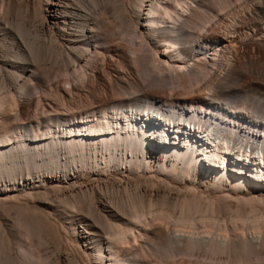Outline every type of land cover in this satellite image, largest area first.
<instances>
[{"label":"bare ground","instance_id":"1","mask_svg":"<svg viewBox=\"0 0 264 264\" xmlns=\"http://www.w3.org/2000/svg\"><path fill=\"white\" fill-rule=\"evenodd\" d=\"M262 47L264 0H0V264H264Z\"/></svg>","mask_w":264,"mask_h":264},{"label":"rangeland","instance_id":"2","mask_svg":"<svg viewBox=\"0 0 264 264\" xmlns=\"http://www.w3.org/2000/svg\"><path fill=\"white\" fill-rule=\"evenodd\" d=\"M233 11H234V10H233ZM242 11H243V9H242ZM242 11H241V9H240V12H241V14H242L241 17H242L243 19L240 17V13H239L238 9H236V11H234L233 15H235V13H236V14H237V17H239L238 20H237V17H235L236 15H235L234 17H232L233 15H232V11H231L229 14H227V17H225V15L222 16V17H220V18H219V22H218V19L215 20V21H213L214 23L212 22V23H213V27H214V29L218 32V31H220L221 28H223V29H221V31H220L221 33L224 32V31H225V32L230 31V30L232 31V27H231L230 25H232L234 22L236 23V21H237V22H238L237 24H240V25L243 24V25H242V26L239 25L240 27L236 29V31H238V33H240V30H241V33L238 34V33L236 32V34H238V35H241V34H242L241 36L243 37V36L245 35V34H244L245 31L248 30V26H247L248 24H247V23H248L249 21H248V19H247L248 17L245 18V16H247L248 13H247V12L244 13V12H242ZM237 12H238V13H237ZM243 14H245V16H244ZM246 14H247V15H246ZM230 16H231V17H230ZM248 16H249V15H248ZM221 18H223L224 20H225V18H227V19L224 21V20H222ZM228 18H229L230 20H229ZM235 18H236V21H234ZM244 18H245V19H244ZM246 19H247V21H246ZM228 20H229V21H228ZM232 20H233L234 22H232ZM241 20H242V21H241ZM243 20H245V22H244ZM220 21H221V22H220ZM223 21H224V22H223ZM226 21H228V23H227ZM215 22H216V24H215ZM220 23H221V24L223 23L222 27H221V24H220ZM226 23H227V24H226ZM229 23H230V24H229ZM216 25H217V26H216ZM219 25H220V26H219ZM224 25L226 26V28H224ZM228 25H229L230 30H229V28H228ZM243 26H245V27H243ZM217 27H218V28H217ZM220 27H221V28H220ZM241 27H242V29H240ZM218 29H219V30H218ZM226 29H228V30H226ZM220 32H219V33H220ZM243 32H244V33H243ZM243 38L246 39L245 36H244ZM117 42H119V40H117ZM120 43H121V45L123 44V42H120ZM120 43H118V44H120ZM124 44H126V43L124 42ZM123 46H124V45H123ZM259 51H260L261 53H260ZM257 53H258V55H260L261 58H263V57H264V47L260 48V49L258 50ZM259 53H260V54H259ZM103 57H105V56H102V57L99 56V57L97 58V62H98L99 64H102V63H103V61H104V60H103ZM100 58H102V59H100ZM107 58H108V57H106V59H107ZM99 59H100L101 62L99 61ZM106 59H105V60H106ZM102 60H103V61H102ZM107 61H108V62L104 61V63H106V65H104V63H103V67H106V66L108 65V63H109V59H107ZM86 81H87V80H86ZM91 81L93 82V85H94V86L91 85V84H92ZM95 81H96V80H95ZM95 81H94V79H91V80L88 79V81L86 82V83H87L86 85H88V87H87V88H88V91H87V88H86L85 94H83L81 97H78V98L76 99V100H80V101L82 100V101H83V103H82V101H81L82 105H85V104L89 103V102H87V101H89V99H88L89 97L86 96V95H88L87 92H89V91H91V94H92V95H94V96L96 95V97H99V96L101 97V96H103V88H102L103 84L101 83V84H102V86H101L100 82L98 83V81H96V82H95ZM89 83H91V84H89ZM90 85H91V86H90ZM98 86H100V87H98ZM66 87H67V86H66ZM68 87H69V85H68ZM90 87H91L92 89H91ZM93 87L95 88V91H94V88H93ZM103 87H104V86H103ZM98 88H99V89H98ZM90 89H91V90H90ZM100 89H101V90H100ZM86 93H87V94H86ZM93 93H94V94H93ZM98 93H99V94L102 93V94H100V95L98 96ZM83 96L86 97V101H85V99H84L85 97H83ZM80 98H83V99H80ZM84 102H86V103H84ZM36 180H38V179H36ZM10 219H11V218H10ZM10 219H7V221L4 222V223H5L4 227L7 228V229H8V228L10 229V225H11V220H10ZM7 224H9V225H7ZM12 233H13V234H12ZM16 236H17V233H16L15 231H12V230H11V231H10V237L12 238V240H15V237H16ZM45 251H46V250H45ZM48 252H49V253H48ZM41 253H42V256H43V257H44V255L47 256V254H48V256L51 255V252L48 251V250H47V254H46V252H42V251H41ZM41 253H40V255H41ZM63 253H64V252H63ZM162 253H163V252H160V251H158V252L154 251L153 254H152L151 256H147V258H150L152 261H155V260H153V259H157V260H156L157 262H158L159 258H161V259H162L161 261L163 262V264H165V261H166V260H165L164 258L161 257V254H162ZM43 254H44V255H43ZM54 254H56V253H54ZM52 255H53V253H52ZM52 255H51V257H53L54 259H53V258L51 259V257L49 256V257H50V259H49L50 261H48V262H50L51 264H55V263L57 262V259L55 258L57 254L55 255V257H54V255H53V256H52ZM156 255H157V256H156ZM48 256H47V257H48ZM47 257H46V258H47ZM49 257H48V258H49ZM57 257H58V255H57ZM155 257H156V258H155ZM158 257H159V258H158ZM44 258H45V257H44ZM150 259H149V260H150ZM163 259H164L165 261H163ZM53 260H55V261H53ZM151 260H150V261H151ZM52 262H53V263H52ZM159 263H160V260H159ZM166 263H167V261H166Z\"/></svg>","mask_w":264,"mask_h":264}]
</instances>
